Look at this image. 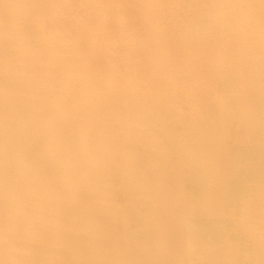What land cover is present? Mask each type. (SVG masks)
<instances>
[{
    "label": "rangeland",
    "instance_id": "374dc122",
    "mask_svg": "<svg viewBox=\"0 0 264 264\" xmlns=\"http://www.w3.org/2000/svg\"><path fill=\"white\" fill-rule=\"evenodd\" d=\"M0 93L2 230L113 130L107 114L125 125L112 144L133 138L113 185L55 190L38 237L2 239L0 262L264 264V0H0Z\"/></svg>",
    "mask_w": 264,
    "mask_h": 264
},
{
    "label": "bare ground",
    "instance_id": "6f19581e",
    "mask_svg": "<svg viewBox=\"0 0 264 264\" xmlns=\"http://www.w3.org/2000/svg\"><path fill=\"white\" fill-rule=\"evenodd\" d=\"M212 9V8H211ZM210 10V9H209ZM208 10V11H209ZM247 10V9H246ZM86 81V80H85ZM2 91V90H1ZM10 91H12V90H10ZM91 90L89 89L88 90V94H89V97L90 98H95L96 96H95V94H93L92 92H93V90L90 92ZM3 92V91H2ZM10 93V92H8L6 89H5V92H3L2 94L0 93V95H2L3 97H4V93ZM13 92V91H12ZM6 93V94H7ZM96 95H98V94H96ZM1 97V96H0ZM6 97H7V95H6ZM5 98V97H4ZM4 98H2L1 97V99L2 100H5ZM9 98V97H8ZM7 100V99H6ZM5 103H6V101H4ZM8 102V101H7ZM260 106V108L262 109V111L264 112V104L263 105H259ZM113 109V107H111V109H110V111ZM256 109L257 108H255V109H253V112L254 111H256ZM108 111H109V109H108ZM108 111H106V112H108ZM115 111H117V110H115ZM107 116H108V119L107 120H112V122H113V124H115V127L114 128H112L111 130L112 131H114V132H116V133H118V132H121V130H122V128H124V126L125 125H123V121H122V115H117V114H114L113 116L112 115H110V118H109V115L107 114ZM106 116V117H107ZM106 117H104V118H106ZM96 119V118H95ZM95 119H93V120H95ZM1 120L3 121V118H2V114L0 113V125L2 126V123H1ZM97 120V119H96ZM101 120V119H100ZM100 120H97V122H99L100 123ZM91 121V120H90ZM103 125H102V121H101V125L100 124H98L97 126H101V127H104L105 128V130L103 131L102 130V128H101V132H100V135H97V134H95V135H97L98 136V142L97 141H94V145H96L95 146V148L92 146V145H88V143L86 142V141H88L87 140V138H89V137H87V135H86V137L87 138H85V137H82L83 139L85 138V141L84 140H82V141H84V143L83 142H81V143H83V145H82V151H81V154H82V158H79L80 160L78 161V159H76L75 161H74V157L72 156V157H70V155H69V160H67V161H64V164L66 165L65 166V170H63V172H62V175L58 178V182H57V184L58 185H56V184H52V185H50L49 186V188H51V189H49L48 190V194L49 193H51L49 196V198L48 199H46V200H42L41 202H38V203H35V204H32V207H33V209H35V211H36V213H35V215H34V217H30V218H27V219H25V220H23V219H19V215H18V213H21V211H22V208H25V204L27 203V201H25L24 203H22V204H18V203H13L12 205L10 204L9 206H8V209H6L5 208V210H2L3 212H2V214H4V211H5V214H4V218H5V220H6V225H7V228L6 229H4V230H2V228L0 227V243H2L3 242V240L4 239H8V237H12V236H17V235H19V234H21V235H29V236H31V237H38V235H39V232H40V230H39V227L41 226V224L43 223V221H39V220H37L38 219V212H41L42 210H44V209H46V207L45 206H47L46 205V203H49V201L50 200H52L53 199V197L55 196V195H57V192L55 191V190H57V189H59V190H61V191H70V193H72V192H75L76 194H77V192L75 191V189L78 187V186H80V185H84V184H86V183H89L90 181H91V183H93L92 182V180H90V178H89V176L91 175V176H93L94 174L95 175H97L98 176V174H100V172H105L106 171V175L104 174V178H105V180L103 181V183H101L102 185L104 184V182H105V184L106 185H113V178H110V177H113V175H111V176H109L108 177V171H109V169H110V159H111V154H112V149L114 148V146H116V145H119L121 142H122V144L121 145H125L126 143H129V142H131V141H133V140H130V139H133V138H128V139H126V140H121L119 137V139H116V140H118L117 142H118V144H116V145H114V144H112L110 141H112L111 139H112V135H110V133L109 132H112V131H110V127H108V125H107V121H105V119H103ZM94 121H92V123H93ZM96 122V121H95ZM94 122V123H95ZM4 123V122H3ZM95 125V124H94ZM93 125V126H94ZM120 125H122V127L120 126ZM98 130H100V129H97V133H98ZM116 130V131H115ZM92 132H94V131H92ZM122 133V132H121ZM99 134V133H98ZM112 134V133H111ZM120 134V133H119ZM89 135V134H88ZM91 138L92 137H94V139H95V136H93V134L91 133ZM112 136V137H111ZM122 137V136H121ZM115 138H117V137H115ZM94 139H92V142H93V140ZM96 140V139H95ZM90 141V140H89ZM114 141V140H113ZM72 142V141H71ZM72 143H74V142H72ZM71 143H68V145H70ZM81 145V144H80ZM79 147V146H78ZM94 149H93V148ZM75 153H76V151H75ZM79 153V152H78ZM80 155V154H79ZM74 156H75V154H74ZM250 157H252V156H250ZM246 159H248L249 157L248 156H246L245 157ZM77 161V162H76ZM81 164H80V163ZM124 166H128V165H124ZM99 168V169H98ZM88 169H90V170H88ZM96 172V173H95ZM99 172V173H98ZM90 176V177H91ZM94 177H96V176H94ZM93 177V178H94ZM92 178V177H91ZM108 178V179H107ZM88 180H89V182H88ZM101 184H100V186H101ZM104 184V185H105ZM99 186V187H100ZM53 187H54V189H53ZM99 187H98V190L97 191H99L100 189H99ZM95 188H97V186H93V188H90V193H88L89 195H90V197L89 198H91L93 195H91V194H93V192L94 191H92V190H94ZM92 189V190H91ZM89 190V189H88ZM0 192H6V190H5V188L4 187H2V186H0ZM92 192V193H91ZM76 194H74V195H72L73 196V198L76 196ZM136 196V198H137V194L135 195ZM139 196V195H138ZM93 198V197H92ZM95 198V197H94ZM135 198L133 197L132 198V200H134ZM13 202H16L14 199L12 200ZM100 200H98V199H96L95 201H94V199H93V201H92V199H91V202L93 203V204H95V205H98V204H101V203H98ZM101 202V201H100ZM9 203H11V200H10V202ZM28 206H30V203H28L27 204ZM44 209H43V208ZM42 208V209H41ZM41 209V210H40ZM8 210V211H7ZM0 211H1V209H0ZM24 211V210H23ZM22 211V212H23ZM8 212L10 213V215L11 216H9V215H7L8 214ZM85 211H83V213H84ZM1 213V212H0ZM87 213H90V211L89 212H87ZM1 215V214H0ZM79 215V214H78ZM82 215V214H81ZM87 214H84V216H86ZM2 217V216H1ZM1 217H0V219H1ZM83 217V216H82ZM86 217H89V215H87ZM7 218V219H6ZM152 220H156V218H151V217H148L147 218V220L146 221H144L143 223H139V228H138V230H137V232H136V234H137V236H138V238H143V237H146V236H149V233H148V235H147V232H150L149 231V228H147L146 226L147 225H149V223L152 221ZM94 224H91V227H89L90 225H88L87 227V229H88V231L89 230H91L93 227ZM87 229H85V231H87ZM5 232V233H4ZM140 232V233H139ZM155 232V231H154ZM154 232H152V233H154ZM155 233H159V232H155ZM198 234H200L199 232L197 233V235ZM157 236H159L160 235V233H159V235L158 234H156ZM163 234L161 233V235L159 236V237H161ZM197 235H195V239H197L196 237H198ZM156 236V237H157ZM189 237H190V235H189ZM26 238H27V236H26ZM158 238V237H157ZM191 238H194V236L193 235H191ZM190 238V240H192ZM3 239V240H2ZM27 239H29V238H27ZM195 239H193L192 241H196ZM9 240V239H8ZM23 241H25L24 239H23ZM127 240H126V238H125V242H126ZM142 247V246H141ZM141 247H140V249H141ZM107 250H108V248H106ZM139 249V251L141 252V250ZM111 250H113V248H111ZM110 250V251H111ZM116 251V250H115ZM14 254V253H13ZM11 258V255L10 254H8L7 256H5V258H4V260L3 261H1L0 262V264H8V260ZM39 259H40V261L41 262H43L44 260H45V257L44 256H42V255H40L39 256ZM94 262V261H93ZM90 263H92V261H90Z\"/></svg>",
    "mask_w": 264,
    "mask_h": 264
}]
</instances>
